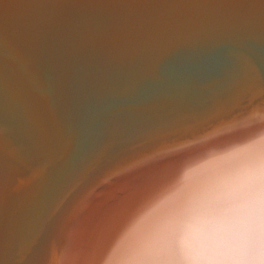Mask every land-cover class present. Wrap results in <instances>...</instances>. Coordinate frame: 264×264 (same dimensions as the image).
<instances>
[{"label": "bare ground", "instance_id": "1", "mask_svg": "<svg viewBox=\"0 0 264 264\" xmlns=\"http://www.w3.org/2000/svg\"><path fill=\"white\" fill-rule=\"evenodd\" d=\"M59 1L35 0L33 7L34 0H0V25L19 11L21 21L55 14L41 34L0 52L7 53L0 63V264H129L130 221L186 163L212 147L264 156V75L253 62L255 54L264 63V11L242 23L258 22L246 34L224 36L237 62L221 80L223 92L205 89L209 96L174 116L153 111L166 98L138 101L143 90L155 78L200 85L214 67L220 37L184 44L194 64L183 69L179 44L149 40L137 73L112 77V86L95 91L94 77L81 70L110 61L117 41L99 40L105 26L96 22L111 20V5L71 17L58 13ZM222 24H174L164 33L180 38L179 31L234 28ZM114 64L123 69L121 59ZM241 71L242 95H230Z\"/></svg>", "mask_w": 264, "mask_h": 264}, {"label": "clouds", "instance_id": "2", "mask_svg": "<svg viewBox=\"0 0 264 264\" xmlns=\"http://www.w3.org/2000/svg\"><path fill=\"white\" fill-rule=\"evenodd\" d=\"M126 234L129 264H264V156L208 148L147 201Z\"/></svg>", "mask_w": 264, "mask_h": 264}, {"label": "water", "instance_id": "3", "mask_svg": "<svg viewBox=\"0 0 264 264\" xmlns=\"http://www.w3.org/2000/svg\"><path fill=\"white\" fill-rule=\"evenodd\" d=\"M27 2L28 0H20V5L26 4ZM104 4L106 5L105 7L111 5L112 11L109 13L112 17L110 21L107 20V23L104 24H99L98 21L96 22L98 25L105 26L104 30H100V28L98 29L101 31L102 35L99 37V40L104 38L108 41L117 42L115 44V49L109 55L110 61L108 65L101 68L95 66L87 70H81L94 77V82H92V84L94 83L93 86L95 87V91L102 86L105 89L106 87L112 86V80L110 79L112 77L117 75L123 76L126 72L137 73L139 69H134L138 66L136 65L137 62L140 59L142 60L148 58V53L145 48L149 40L168 44L167 46L169 48H173L175 46L177 47L179 44L178 47L181 48L180 53L183 54L182 47L186 43L192 42L193 45L196 41H200L199 39L203 37H207L212 41L219 39L220 37V39L216 41L218 43L217 46L219 47H217L216 56L213 60L215 62L214 67L206 72V75L203 78L204 81L200 85H172L174 82H167L166 80L155 78L153 80V86L143 90L145 93L141 96L142 99H138V101L148 100L153 97L157 98L159 96L166 98L168 100H165L164 102L168 103L158 104L162 109L155 110L154 107H152L154 109L153 111H160L162 113L173 111L172 114H174V116L185 110L183 108L192 107L194 103L199 100L200 95H203V97L207 95L209 96V93H205V89L209 91V89H215V87L220 88L222 85L221 80L227 72L228 75H226L225 78L227 79V76L229 78V75L232 73V67L237 62V59L230 54L231 52L229 46L233 42H227L230 40H224V36L234 34L236 32L246 34V32L254 25H257L258 22L255 21L252 24L251 21L247 24L242 23L252 19L255 15L262 14V11H264V0H60L58 2V7L55 8H57V11L58 13L60 12L61 16L76 17V15H79L80 17L82 12L85 11V8L90 9L91 6V8L97 10L102 8ZM116 5L121 7L114 10L113 8H116ZM33 7H36L35 0ZM186 10L189 11V14H182L185 13ZM54 15L42 14L34 18H28L27 20L21 21V19H25L26 17L24 15L21 17V12L19 11L18 17L15 21H13V17H8L6 21H4L5 24L3 23L0 25V35L3 31L5 33L8 32V37H5V33L0 37V52L3 49H8L9 53L14 49V47H10V45H13L17 40L21 42L27 36L26 41H28L31 40L32 37L41 34L44 28L50 27L47 23L53 19L52 17H54ZM101 19L103 20L105 18L102 16ZM262 20H264V18ZM11 21L13 22L9 25V27H7L6 25H8ZM184 23H187L189 26L194 28H199V25L203 26L199 29L216 26L219 23H225L222 25L234 28H228L218 34L212 35L209 34V31L200 34L203 30L186 33L184 31H179L178 35L181 36L180 38L172 36L169 37L168 34L164 33L167 28L173 27L174 24L176 26ZM175 26L174 28H176ZM188 38H190V40H188ZM251 53L253 54V52ZM262 54H264V51ZM2 55L0 56V63L1 58L6 57L7 53L4 56ZM253 55L255 57V59L253 57L255 67L260 73V76H263L264 74H262V72L264 73V63H262L259 56H256L255 54ZM114 56H117L122 60L123 69L117 70L118 66L115 65L114 62L118 58L112 59ZM186 56L190 55L183 54L181 56L184 58L178 68L183 69L187 65L194 64V59L192 58L187 61ZM146 66L147 63L145 68ZM116 70L120 74H115ZM73 73H77L78 75L79 71H75L73 69ZM240 73H242V71L238 73V80L233 86L230 95L235 92L240 94V97L242 95L243 87L246 86V78L243 75L240 76ZM81 75L82 74H79V76ZM109 81H111V83L105 84ZM163 84L172 85L170 87L171 90H166L160 86ZM222 92L223 88L217 90V94H221ZM1 93L3 94L2 90H0V94ZM0 101L1 103H4V101ZM206 104H208V101ZM258 104H263V102ZM115 110L111 112H115ZM100 119H102V116L97 120L99 121L96 125L97 127L100 124ZM118 136L120 137V135H114L115 138ZM114 137L112 140L115 139Z\"/></svg>", "mask_w": 264, "mask_h": 264}]
</instances>
